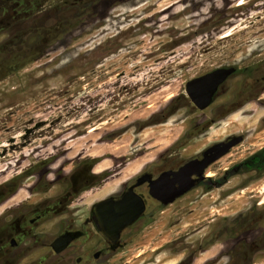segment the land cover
<instances>
[{
	"label": "rangeland",
	"instance_id": "1",
	"mask_svg": "<svg viewBox=\"0 0 264 264\" xmlns=\"http://www.w3.org/2000/svg\"><path fill=\"white\" fill-rule=\"evenodd\" d=\"M26 1L0 0V264L37 214L29 237L51 239L168 149L228 136L209 180L108 264H264V167L239 165L264 149V0ZM220 67L201 110L186 84Z\"/></svg>",
	"mask_w": 264,
	"mask_h": 264
},
{
	"label": "flooded vegetation",
	"instance_id": "2",
	"mask_svg": "<svg viewBox=\"0 0 264 264\" xmlns=\"http://www.w3.org/2000/svg\"><path fill=\"white\" fill-rule=\"evenodd\" d=\"M11 1L13 0H6V3ZM43 1L27 0L26 2H30L36 8ZM29 11L32 13L31 10ZM33 14L35 15L36 12ZM223 70L229 72L217 84L210 104L223 92L224 83L232 74V69L215 68L195 77L199 79L208 77L214 71H217L216 76L219 77ZM263 79L264 77L256 81L260 82ZM238 88L234 90L237 91L238 96L249 92V88L244 85ZM201 96L199 100H203V95ZM210 104L199 109H205ZM226 106L223 105L221 108ZM215 116L218 117L219 113ZM234 138L235 136H228L214 142L188 159L173 154L172 148L168 149L154 163L146 165L137 174L122 181L115 191L95 201L88 208L85 216L75 217V212H70L66 224L60 226L58 222L56 223L57 229L51 239L29 237L30 230L41 217L37 214L30 219L26 228L22 224L16 232L7 233L6 256L11 264H108L115 261L117 255L124 252L126 246L156 221V215L163 213L166 206L179 200L196 184L209 180L208 177L211 175L206 169L218 158L201 167V163L214 153V150L207 151V149L216 143L229 142ZM191 161L200 164L187 166ZM245 161L239 165L248 168ZM256 167L257 165L254 166L255 169ZM227 173H230V170ZM26 258L29 259L25 260Z\"/></svg>",
	"mask_w": 264,
	"mask_h": 264
},
{
	"label": "water",
	"instance_id": "3",
	"mask_svg": "<svg viewBox=\"0 0 264 264\" xmlns=\"http://www.w3.org/2000/svg\"><path fill=\"white\" fill-rule=\"evenodd\" d=\"M216 72L215 71L212 72L208 77H203L201 79L195 78L186 84L187 94L190 97L191 101L198 108H203L211 102V97L213 95V92L217 84L223 79V77L227 72H229V70H223L219 77L216 76ZM201 95H203V100H199L200 97L202 98ZM240 140L241 137H235L233 140H230L229 142L216 143L215 145L207 149V151L214 150L213 151L214 153L205 162L201 163V167L206 166L209 162L226 154L229 151V149L235 144L239 143ZM191 164L198 165L200 164V162L191 161L187 166Z\"/></svg>",
	"mask_w": 264,
	"mask_h": 264
},
{
	"label": "trees",
	"instance_id": "4",
	"mask_svg": "<svg viewBox=\"0 0 264 264\" xmlns=\"http://www.w3.org/2000/svg\"><path fill=\"white\" fill-rule=\"evenodd\" d=\"M264 151V149L262 150ZM259 151L257 154H254L249 160L245 161L246 164H248V167H254L257 165L260 166L262 169L264 167V152Z\"/></svg>",
	"mask_w": 264,
	"mask_h": 264
},
{
	"label": "bare ground",
	"instance_id": "5",
	"mask_svg": "<svg viewBox=\"0 0 264 264\" xmlns=\"http://www.w3.org/2000/svg\"><path fill=\"white\" fill-rule=\"evenodd\" d=\"M227 35H228V34H227V33H225V34L223 35V37H224V36H227ZM127 169L129 170V169H131V168H127Z\"/></svg>",
	"mask_w": 264,
	"mask_h": 264
}]
</instances>
